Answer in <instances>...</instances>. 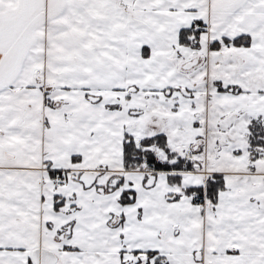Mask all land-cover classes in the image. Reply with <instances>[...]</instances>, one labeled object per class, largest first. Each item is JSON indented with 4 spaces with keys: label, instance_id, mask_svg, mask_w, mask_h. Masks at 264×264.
<instances>
[{
    "label": "snow or ice",
    "instance_id": "obj_1",
    "mask_svg": "<svg viewBox=\"0 0 264 264\" xmlns=\"http://www.w3.org/2000/svg\"><path fill=\"white\" fill-rule=\"evenodd\" d=\"M0 264H264V0H0Z\"/></svg>",
    "mask_w": 264,
    "mask_h": 264
}]
</instances>
